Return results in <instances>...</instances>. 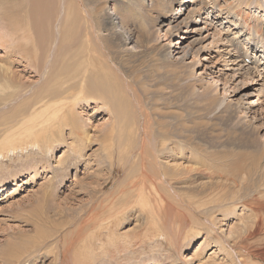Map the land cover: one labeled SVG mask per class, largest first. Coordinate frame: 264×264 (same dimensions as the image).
Listing matches in <instances>:
<instances>
[{"label": "bare ground", "instance_id": "1", "mask_svg": "<svg viewBox=\"0 0 264 264\" xmlns=\"http://www.w3.org/2000/svg\"><path fill=\"white\" fill-rule=\"evenodd\" d=\"M13 1L0 0V3L7 4ZM105 2L106 0L104 3H99V0H21V3L16 6L0 7V46L5 49L4 57L8 58L7 63L22 61L34 67L40 74L42 65H47L49 68L44 82L33 95L36 98L22 102L18 108L11 111V125L5 128L4 132L15 131L19 143L9 146L10 150L14 151L18 146L19 148L24 146L39 148L40 141L41 146L49 149L58 140L62 128L69 124L70 131L75 137V146L79 141H83L81 147H84L88 137L82 138L79 129L73 125V117H75L73 107L85 99L99 101L100 106L106 107L113 113L112 130L117 125L120 130L117 134L118 141L126 142L117 148V152H122L123 148L126 150L129 141H126L125 137H129L130 132L137 135L139 130L140 135L146 134L147 119L144 116L143 124L138 120L134 121L132 114H137V110L131 112V104L125 103L126 97L124 92L119 90L120 85L131 88L133 91V87H136L141 93L154 92L157 107H150L149 112L155 122L171 119L175 115L180 119L175 124L162 120L164 124L158 129L160 135L163 134L162 132L172 134L175 138L174 144L183 142L191 145V148L195 150L194 153L198 152L203 158L214 154L223 155L230 150L237 153L235 148L247 149L250 145L264 148V140L258 136L260 127L257 121L263 118L259 115L260 112H256L258 102L251 100L250 93H243L236 97L240 91L238 90L240 87H236L238 83L232 87L229 84L237 78L253 80L258 77L257 80H261L260 85L264 89V0H136V2L128 0L127 3L122 0L127 9L121 12L118 5L113 6L112 13L116 15L114 17H111L112 13L105 15L101 12ZM246 6L253 9L256 14L252 11L246 13L244 11ZM84 7H88L86 8L88 10ZM260 12L262 14H259ZM136 23L137 29H131L130 26ZM224 25L226 28L223 27ZM102 30L106 33L101 34ZM161 30L167 40L163 46V58L166 61L151 68L144 78L129 73L121 80L115 75L116 71L113 67L127 66L128 58L115 57L117 62H113V66L107 56L105 58L102 56V53L106 54L105 51L109 52L114 45H122L126 55L129 52L144 51L157 40ZM240 33H245L252 47L245 46V42L240 40ZM95 37H98L102 44L98 54H96L98 49L93 42ZM174 51L177 55L173 58L174 61H167ZM188 56L191 59L186 62ZM199 68L201 69L196 72ZM207 76L209 80L206 79ZM15 78L14 70L0 64V101L5 102L13 98L12 93L16 94L14 89L19 85H16ZM220 85L222 94L218 96ZM234 86L237 92L231 91L234 93H231L230 96L233 97L230 98L227 92ZM195 87L200 88L197 94L194 92ZM260 94L264 105V94L261 92ZM192 99L200 112L193 119H189ZM187 120L191 121L185 123ZM223 122H230L232 125L231 129H226L228 131L226 136L221 133L224 129L218 126ZM155 138L156 152L159 155L164 152V142H161L162 138L159 136ZM139 141L137 145H142L144 142V140ZM220 148L228 152H222ZM79 149L81 148H78L76 152H79ZM168 151L167 149L166 152ZM139 157L140 161H144L139 163L142 184L147 179L153 195L158 198L162 195L158 190L161 184H158L157 179L170 183L172 180L177 182L190 180L196 174L204 176L211 179L208 184L203 186V183L196 194H192L193 191L189 190L186 195V206L193 210L197 220L202 217L210 220L209 217H214L212 215L214 212L229 211L240 205L246 207L250 215L255 217L254 230L262 229L264 203L261 204L257 200L264 195V161H220L219 164H214V161H194L202 168L200 169L198 165H190L194 169L182 166L183 169L174 168L170 171L164 169L163 172L156 168L160 167L158 162L146 161L142 152L139 153ZM151 164L157 170L151 171ZM193 170L195 174H191ZM214 178L218 179L213 181ZM140 189L139 195L143 196L144 186L141 185ZM43 194L48 193L44 190ZM141 196L137 199L141 205L140 210L148 209V222L151 220L157 226V221H160L161 217L158 218L152 214L154 212L151 207L145 209L149 204ZM248 198L251 200H246ZM111 203H113L112 200L106 199L104 202V199H101L96 203L93 202L90 209V223L94 225L97 223L93 226V231H97V240L101 239L104 230L107 236L108 243L101 246L100 261L107 252L108 245L116 246L118 240L117 238L114 240L113 226H117V222L123 219L119 212H115V204L107 207ZM166 204L165 202L164 206ZM160 209L156 213L160 212ZM100 210L103 212H99ZM106 213L109 218H104ZM193 220L190 222L191 227L194 224ZM82 221V219L79 221V225ZM53 225L57 228V223L53 222ZM140 227L143 228V226ZM77 228L81 229L79 226ZM40 229L37 226L36 235L51 238L49 231ZM131 231L123 234V238L126 239L123 243L127 244L130 241V235L133 238L136 233L135 237H138V231L142 235L145 233L141 228H138L137 232ZM249 231L247 229L245 235H240L241 230L239 231L235 238L237 246L249 247L246 239H254L256 235L255 232ZM181 237L185 239L188 235L186 233ZM57 242L60 241L55 242V247H58L55 260L62 258L58 257L61 250V256H64L71 247L73 248L72 242L63 241V247ZM16 248L18 252L20 248L18 249L17 246ZM36 248L39 249V245H36L35 250ZM115 249H117L116 253L123 251L119 245ZM250 252L256 256H264L262 248H250ZM15 262L22 264L18 258ZM89 264H93V260Z\"/></svg>", "mask_w": 264, "mask_h": 264}, {"label": "rangeland", "instance_id": "2", "mask_svg": "<svg viewBox=\"0 0 264 264\" xmlns=\"http://www.w3.org/2000/svg\"><path fill=\"white\" fill-rule=\"evenodd\" d=\"M104 1L99 0V3H104ZM124 1L128 2V0ZM131 2H136V0H131ZM20 3L21 0H14L7 4L0 3V7L16 6ZM116 5H118L121 12L127 9L122 0H106L105 6L101 7V12L105 15L110 14L113 11V6ZM84 8L88 10L86 9L88 7ZM244 11L255 13L253 9L251 10L247 6ZM259 14H262V12ZM114 16L116 15L112 13L111 17ZM137 23L130 26L131 29L135 28L136 30ZM223 27L226 28V25ZM105 33L106 31L102 30L101 34ZM239 37L241 41L245 42L247 48L252 47L251 41L247 40L245 33H240ZM95 38L93 42L98 49L96 52L98 54L102 44L98 37ZM165 38L161 30L159 36L157 35V40L144 51L129 52L126 55L122 45H114L109 52L102 53V56L104 58L107 56L111 65H113V62H117L115 57L119 59L128 58L129 63L125 67L113 65L116 71L115 75L121 80L129 73L144 78L151 68L158 66L160 62L166 61L163 58V46L167 41ZM175 52L172 55L173 57H169L167 61H174L173 58L177 56ZM4 56L5 49L0 46V64L9 66L16 72L15 83L19 87L14 89L16 94L12 93L13 98L5 102L0 101V264H16L15 260L17 258L22 264H89L92 260L93 264H116V262L118 264H155L157 262L158 264H264V256H256L250 252V248L264 249V225H262V229L254 230L255 217L250 215L246 207L239 205L229 211L218 210L214 212L215 214H212L214 217H209L210 220L204 217L197 220L194 217L193 210L186 206L187 192L191 190L193 191L192 194H196L203 183V186L208 184L210 178L196 174L190 180L179 182L172 180L169 183L157 179L158 184H161L158 190L162 195L158 198V196L153 195L154 193L147 179L142 184L143 179L139 171V163L144 162L140 161V152L144 154L146 161L158 162L160 167L157 166L156 168L164 172V169L168 171L174 168L183 169L182 166L194 169L190 165H198L201 169L200 164H196L194 161H214V164H219L220 161H264V148L250 145L247 149L235 148L237 153L220 148L219 150L222 152L226 151L228 153L223 155L214 154L211 156L212 158L209 156L203 158L198 152L194 153L195 150L191 148V145L183 142L174 144L175 138L172 134L162 132L163 134L160 135L158 129L164 124L162 120L175 124L180 119L175 115L171 119H161L155 122L149 112L150 107H157L154 92L141 93L136 87H133V91L131 88L128 89V87L125 88L120 85L119 90L123 91L126 97L125 103L131 104V112L137 110V114H132L129 111L133 115L134 121L138 120L139 123L143 124L144 116L147 119L145 123L146 134L140 135L139 130L137 135L130 132L129 137H125V140L129 141L126 150L123 148L122 152H117V148L126 142L118 141L117 134L120 133V130L116 124V128L112 130L114 124L113 113L106 107L100 106L99 101L94 102L91 99H85L73 107L75 113L73 125L79 129L82 138L88 137L84 147H81L83 141H79L75 146V137L70 131L71 126L69 124L62 128L58 140L49 149L41 146L40 141L39 148L37 146H34V148L31 146L19 148L18 146L16 150L12 151L8 147L19 143L16 132H4V129L11 125V111L18 108L22 102L36 98L33 95L44 82L49 68L47 65H42V73L40 74L34 67L22 61L17 63L9 61L7 63L8 58ZM190 59L191 57L188 56L186 62ZM255 64L257 65V63ZM200 69H197L196 72ZM206 79L209 80V76ZM257 79L259 78L256 77L253 80L246 78L239 80L237 78L238 82L235 80L229 84L232 87L235 83H238L236 87H240L238 89L240 91L236 97L243 93H250L251 100L257 101L258 106L260 105L257 106L256 112H260L259 115L263 118L257 121V125L260 127L258 128V136L264 140V105L262 103L263 97L260 94V92L264 94V89L260 85L261 80ZM243 82L245 84L242 85ZM236 87L234 86L228 90L227 95L230 98L233 97L230 95L234 93L231 91L237 92ZM199 91L200 88H194L196 94ZM221 94L222 88L220 85L218 96ZM197 109L198 106L195 105L192 99L190 101L189 119H193L200 112ZM185 118L187 119V117ZM189 121L187 120L185 123ZM230 125V122H223L222 125L218 124L220 128L224 129V131H221L223 136L228 133L226 129L232 128V125L231 127ZM155 136H159L162 138L161 142H164V152L159 155L156 152L157 147L155 145L157 141ZM139 140H144L142 145H137L140 142ZM78 148L81 149L76 152ZM167 149L168 152H166ZM156 168L151 164V171L157 170ZM191 174H195V170ZM157 176L156 178H158ZM217 179L214 178L213 181ZM141 185L144 186V189H142L144 190L143 196L139 195ZM44 190L48 194H43ZM138 196L148 202L149 205L145 209L151 207L152 212H154L152 214L158 218L161 217L160 221H157V226L151 220L148 222V209L140 210L141 205L137 202ZM101 199H104V202L106 199L112 200L113 203L107 207L115 204V212H119L120 217L123 218L117 222V226H113L115 230L114 240L116 238L118 240L116 246L122 247L123 251L116 253V246L108 245L106 247L107 252L105 251L106 253L100 261L101 246L108 243L106 242L107 236L104 230L101 239L97 240V231H93V226H96L97 223L95 225L90 223V209L93 202L96 203ZM246 200H251V198ZM257 201L263 204L264 195L260 196ZM165 202L167 206H164ZM158 208H161L160 212L156 213V211H159ZM99 212L103 211L100 210ZM106 214L104 218H109L108 213ZM110 218L112 219L113 216ZM81 219L83 221L79 225ZM192 219H194V224L191 227L190 222ZM53 222L57 223V228H55ZM37 226L41 228L40 230L49 231V237L51 238L36 235ZM77 226L81 229H78ZM137 227L145 231L144 235L138 231V237H135V233L133 235L135 239L130 235V241L127 244L123 243V240H126L123 238V234L130 233L131 229V232H137ZM247 229L250 230L249 232L254 230L253 232L256 233L254 239H246L248 248L237 246L235 242L237 234L241 230L240 235H245ZM91 232H94V234H91ZM186 233L188 237L182 238L181 236ZM56 241H60L57 243L61 247L64 246L63 241L72 242L73 246L64 256H61V250L58 257L62 258L59 260L54 259L55 253L58 251V247H55ZM234 242L235 244H233ZM259 244L261 245L259 246ZM36 245H39V249L37 247L35 250ZM16 246L21 250L19 249L17 252ZM108 252L111 253L109 255L113 258L108 257ZM15 253L19 256L17 257Z\"/></svg>", "mask_w": 264, "mask_h": 264}]
</instances>
